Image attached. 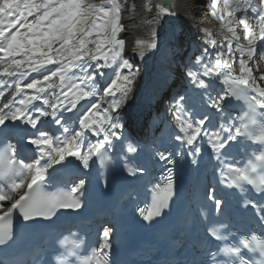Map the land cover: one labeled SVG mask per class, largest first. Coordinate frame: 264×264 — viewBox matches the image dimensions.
I'll return each mask as SVG.
<instances>
[{
  "label": "snow or ice",
  "instance_id": "obj_1",
  "mask_svg": "<svg viewBox=\"0 0 264 264\" xmlns=\"http://www.w3.org/2000/svg\"><path fill=\"white\" fill-rule=\"evenodd\" d=\"M223 6V14L218 15L217 0H211L210 14L221 21L228 35L217 42L210 31L201 29L205 33L204 43L214 49L219 47L215 62L212 57L205 62L203 55L196 56L195 65L199 69L189 67L185 76L196 90H203V94H198L206 108L221 113L223 103L236 98L246 101L247 111L238 125L225 120L219 128H208L211 117L201 114L192 119L187 93L177 94L171 101V112L177 122L173 138L179 145L188 146V156L196 157L203 151L197 141L206 137L211 152L222 165L221 183L240 193H245L246 185H250L249 192L261 199H253L245 193L244 207L254 210L258 222L264 223V153L255 160L250 159L243 168L227 159V149L233 141L239 143L242 137L264 143V112H258L264 109V86L248 67L254 59L257 42L264 41V0H259V4L256 0H223ZM154 7L155 15L150 23L176 15L169 0H156ZM145 9L151 13V3L146 4ZM121 19L119 0H102L99 4L85 3V0H0V77L15 78L8 84L0 79V98L7 94L6 89H15L8 102L0 99V132L8 129L11 122L12 125H30L38 133L28 139V144L34 146L28 159L20 155L19 146L11 139L5 137L6 143L0 140V245L14 238V210L18 209L27 222L36 217L49 219L58 209L81 208L76 194L84 189V179L73 182L70 191L45 190L46 177L56 172L57 166L72 169L74 162H79L76 168L89 169L96 160L104 164L110 159L109 153L115 151V142L125 141V125L119 113L134 91L137 72L122 55L125 41L118 38L124 30ZM237 23L243 30L247 48L234 45V41L240 39ZM253 23L258 33L253 31ZM150 37L137 41L136 54L141 58L158 47L155 28ZM237 51L239 74L233 75ZM207 53L205 47L204 54ZM49 65L56 67L51 69ZM106 69L114 75H109ZM32 73L39 78L24 82ZM216 79H220L224 87L222 94L213 96L208 91L211 86L208 81ZM259 80L264 81V74ZM65 112L72 115L66 117ZM44 118H50L59 135L38 127ZM77 122L79 127L75 128ZM89 134L98 139L94 143L86 141ZM85 143L86 151L81 148ZM138 150L134 142H127V154ZM156 155L161 161L171 162L163 152ZM221 156L225 157L222 161ZM192 163L198 161L194 158ZM125 169L131 176L144 171L128 168L127 163ZM171 188L169 184L167 189L157 193L150 209L140 210L143 220L153 221L162 215L168 207ZM212 192L209 199L219 214L225 201L215 196V189ZM4 201H9L10 206L5 207ZM205 228V241L209 246L204 248L207 260L203 264H264V237L257 238L253 234L238 241L232 237L234 242L229 244L232 236L229 224L211 222L205 216ZM109 236L110 229L105 228L102 242L90 254L80 252V244L74 242L61 253L60 264H107L105 250L110 246ZM0 264L5 262L0 260Z\"/></svg>",
  "mask_w": 264,
  "mask_h": 264
},
{
  "label": "bare ground",
  "instance_id": "obj_2",
  "mask_svg": "<svg viewBox=\"0 0 264 264\" xmlns=\"http://www.w3.org/2000/svg\"><path fill=\"white\" fill-rule=\"evenodd\" d=\"M181 0H174L173 8L176 13V6ZM203 0H197L199 3ZM126 6L123 10L124 12V37L126 40V50L128 55L133 56L135 60L132 62L133 70L137 72L134 91L130 94V97L127 103L120 110L119 116L120 120L124 123L125 127L123 129V136L126 138L123 143L116 141L115 142V152L122 158H127L133 161L135 164H142L144 161V149L146 142L152 141L154 138L153 132L159 131L160 127H157V123H166L167 128L171 129L170 134L174 136L177 131L176 120L172 115L168 113V108L161 106L159 102V96L162 93V88L159 87V79L165 75L172 78L179 79L180 76L175 74L177 68L185 69L183 67L189 68L193 67L194 70L199 69V66L195 65V58H190L188 60V55L184 58L180 56V52L184 46L191 40H194L195 29L194 22L188 19V17H179L167 16L161 17L159 21L150 24L147 22L148 18L155 15V7L153 11L149 13L145 9V5L149 3V0H126ZM196 3V4H197ZM195 11L198 14V8ZM201 13V12H200ZM151 21V20H150ZM155 28L157 30V43L158 47L146 52L151 57L153 62L147 63L144 58L139 57L137 52L136 41L150 39L151 30ZM163 30L165 35L163 34ZM165 37V38H164ZM208 50H212L213 54L216 56V52L219 51L217 46L215 49L213 46H209ZM215 56H213L212 61L215 62ZM179 59L181 63L178 64ZM149 61V58H148ZM147 63V64H146ZM187 79V78H186ZM206 80L208 78H205ZM188 81V80H187ZM210 83L209 92L213 96L217 93L222 94V84L220 79L208 81ZM193 89L188 91V103L189 111L192 113V119L199 118L201 114H207L211 117L210 123L207 125L208 128H219L221 123L225 120L228 123L236 122L235 118H232V115L225 116L222 113L228 111L232 114L230 110L227 109L226 102L223 103V112L217 113L215 109H208L200 101V94H203V90ZM31 93V90H27ZM11 99V95L9 97ZM8 99V100H9ZM8 100L6 102H8ZM5 102V103H6ZM39 104V102H36ZM160 105V106H159ZM203 112V113H202ZM72 115V114H70ZM50 118H44V122L38 125L39 128L45 130V123L50 125V129L47 131L59 135L60 132L57 130V126L54 123H50ZM22 126L30 127V125H25L19 123ZM238 125V123L236 122ZM227 126V124H225ZM78 128V122L74 126ZM96 137H92L89 134L86 137V141L95 142ZM134 142L138 147V152L135 154H127L125 149L127 142ZM199 146L200 141L197 143ZM187 146V145H186ZM209 147V145H208ZM82 150H87V143L81 146ZM94 159V158H93ZM91 163V161H90ZM95 164V163H94ZM94 164L91 165L89 169H84L82 166L79 167L81 170V176L79 179H84L86 176H89L94 172ZM51 171V170H50ZM78 180L76 182H78ZM5 207L10 206L9 201L2 202Z\"/></svg>",
  "mask_w": 264,
  "mask_h": 264
},
{
  "label": "rangeland",
  "instance_id": "obj_3",
  "mask_svg": "<svg viewBox=\"0 0 264 264\" xmlns=\"http://www.w3.org/2000/svg\"><path fill=\"white\" fill-rule=\"evenodd\" d=\"M196 1L197 0H182V1H180V3H182V6H181L182 11H183L182 13L186 14L188 19L191 20L192 22H194L196 24V27L200 31H201V29L209 28L210 32H212V34H213V39L216 40L217 42L222 41L223 37L225 35H228V33L226 32V29L222 26L221 21L210 14L211 11H212V9L210 7L211 0H203L202 2H200V5H198L199 3H197ZM125 2H126V0H119V3L121 5V7H122L121 23L123 25V29H124V26H125L124 17H123V15H124L123 10L125 9V6H126ZM149 3H151L152 7H154L152 0H149ZM256 3L259 4V0H256ZM197 5L200 6L198 8V11H199L198 14H196V12H195L197 10V7H196ZM217 9H218V15L223 14V11H224L223 0H217ZM151 19H152V17L148 18L147 22H149ZM150 24H152V23H150ZM235 27L237 28V33L240 36V39L238 41H234V45L238 44V45H240L243 48H247L248 47L247 41L244 40V38H243L244 37V33H243V30H242L241 26L237 23L235 25ZM252 27H253V31L258 33L259 29H258V27H256V25L254 23H253ZM211 28H213V29L211 30ZM123 34H124V30L121 31L118 34V38L123 39L125 41V43H126V40H125V37H124ZM163 34L165 35L164 30H163ZM137 41H141V40L138 39ZM137 41L135 42L136 45H137ZM55 46H58V45H55ZM125 50H126V45L124 44V48H123V52H122V55L124 57H125V55H124ZM0 55H2V54H0ZM235 56H236L237 59H236V63H235V66H234L235 70L233 72V75H238V74H235V73H239V52L238 51L235 53ZM125 58L128 59L127 57H125ZM148 58H149V61H148ZM244 58L247 60L248 59L247 55ZM144 59L147 61V63L153 62V60H151V57L149 56L148 53H146ZM128 60L130 61V59H128ZM130 63H132V62L130 61ZM48 67L51 68V69H55L56 65H49ZM248 67L252 69L253 76L256 77L257 81L261 84V86H264V81H260L259 80L260 75L264 74V51L261 52L260 54H256L255 53L254 59L249 62ZM180 70L181 69L178 67L177 71H175V74L179 76ZM105 71L108 72L109 75H114V73H112L110 70L106 69ZM124 72L126 74L127 70H124ZM32 77H37V74L36 73H32L31 77L26 78L24 82H30V79ZM0 78H2L4 80V82H6V84H8L10 82H13L15 80V78H9V77H0ZM37 78H39V77H37ZM168 79H175V77L172 78V77L167 76V75H165L164 77H161L158 80L159 83H160L159 87H164L166 85ZM101 83H103V82H101ZM8 89H6V90H8ZM187 89H188L187 87H184L183 89H180L177 92H175L174 90L170 91V93H172V95H173L172 99L175 98L177 96V94H181V95H183L185 93L188 94ZM11 91H12V88L10 89V92ZM10 92H8V96H9ZM175 94H176V96H175ZM8 99H6V101ZM172 99L170 100V102L168 104V107H166L169 110L168 113H170L171 115H172V112H171V107H172L171 101H172ZM6 101H4V102H6ZM82 103H84V102H82ZM167 103H165L164 105L166 106ZM160 105L163 106V104H160ZM104 106H106V105H104ZM64 115L66 117H70L71 116L69 113H66V112L64 113ZM70 123H71V121H70Z\"/></svg>",
  "mask_w": 264,
  "mask_h": 264
},
{
  "label": "trees",
  "instance_id": "obj_4",
  "mask_svg": "<svg viewBox=\"0 0 264 264\" xmlns=\"http://www.w3.org/2000/svg\"><path fill=\"white\" fill-rule=\"evenodd\" d=\"M102 2V0H85V3H92V4H99V3H101Z\"/></svg>",
  "mask_w": 264,
  "mask_h": 264
},
{
  "label": "water",
  "instance_id": "obj_5",
  "mask_svg": "<svg viewBox=\"0 0 264 264\" xmlns=\"http://www.w3.org/2000/svg\"><path fill=\"white\" fill-rule=\"evenodd\" d=\"M155 2H156V0H153V3H154V5H155ZM169 3L172 5V7H173V4H174V0H169ZM174 10V9H173Z\"/></svg>",
  "mask_w": 264,
  "mask_h": 264
}]
</instances>
